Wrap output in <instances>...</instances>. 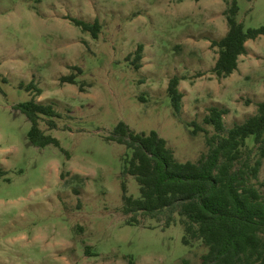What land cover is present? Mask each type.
<instances>
[{
    "label": "rangeland",
    "instance_id": "obj_1",
    "mask_svg": "<svg viewBox=\"0 0 264 264\" xmlns=\"http://www.w3.org/2000/svg\"><path fill=\"white\" fill-rule=\"evenodd\" d=\"M235 1L246 29L264 27V0ZM231 2L0 0V264L201 263L208 249L185 245L180 216L170 226L165 218L127 222L124 185L134 199L140 186L124 172L131 152L107 137L125 122L136 133L157 131L178 160L196 162L208 152L206 136L188 124L213 134L204 124L211 107L228 110V128L257 113L264 35L247 43L232 76L213 73L212 42L229 31ZM73 19L99 24L98 38ZM72 75L77 85L62 82ZM174 77L184 94L180 118L168 96ZM31 84L40 96L26 90ZM34 98L60 115L54 130L40 122L60 147L29 143L31 122L16 107Z\"/></svg>",
    "mask_w": 264,
    "mask_h": 264
},
{
    "label": "trees",
    "instance_id": "obj_2",
    "mask_svg": "<svg viewBox=\"0 0 264 264\" xmlns=\"http://www.w3.org/2000/svg\"><path fill=\"white\" fill-rule=\"evenodd\" d=\"M239 11L237 2L232 0L226 11L229 31L212 42L219 54L213 73L220 80L238 71L240 58L248 54L247 43L264 35V27L246 29L238 21ZM72 22L98 38L99 24L77 19ZM143 53L144 46L140 45L132 61L136 70L141 68ZM62 82L78 84L74 75ZM180 82L179 77H174L168 88L178 118L184 99ZM25 88L38 96L42 94L34 84ZM16 110L31 122L28 140L32 146H61L58 139L40 128L41 121L47 123L49 130L58 127L54 119L60 115L52 105L34 98L18 105ZM227 114V109L218 106L209 109L204 124L214 130L213 134L194 122L187 125L194 128L193 135L202 132L206 136L208 152L196 162L178 160L157 131L136 133L127 123L120 122L107 140L125 145L131 152L125 159L124 172L136 179L141 193L139 199L129 197L124 185L123 212L130 216L127 222L131 225L141 224L142 216L161 221L165 218L170 226L180 216L185 245L201 241L208 249L200 264H264V183L260 181L264 167V101L258 104L255 115L230 128L225 122ZM252 137L254 141L250 143ZM3 173L0 168V177Z\"/></svg>",
    "mask_w": 264,
    "mask_h": 264
}]
</instances>
